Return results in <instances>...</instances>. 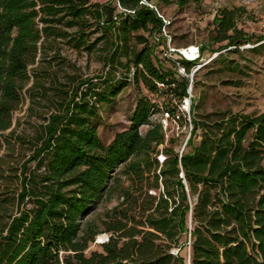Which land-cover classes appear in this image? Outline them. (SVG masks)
Returning <instances> with one entry per match:
<instances>
[{"label":"trees","instance_id":"16d2710c","mask_svg":"<svg viewBox=\"0 0 264 264\" xmlns=\"http://www.w3.org/2000/svg\"><path fill=\"white\" fill-rule=\"evenodd\" d=\"M141 1L116 0L132 11L103 22L99 1L0 0V150L2 136L11 143L2 132L12 127L22 90L34 101L42 93L35 91L44 89L40 62L46 61L47 41L67 38L72 47L91 50L103 39L101 58L108 66L59 84L52 74V109L27 159L35 168L27 170L24 163L15 188L0 185V264H264V111L195 120L200 138L180 157L183 176L173 140L163 146L160 164L155 152L164 138L160 125L149 121L155 81L174 82L183 93L188 79L152 60V35L162 21ZM241 12L239 6L221 8L212 41L237 46L248 40L236 26ZM97 29V42H87ZM131 38L139 48L129 44ZM181 62L190 68L191 62ZM120 67L121 77L115 74ZM130 81H140L147 93L135 99L128 125L104 142L100 106L111 104ZM120 164L144 191H125V205L105 213L108 239L87 254L99 230L92 224L82 230L83 220ZM183 232L189 234L187 254L178 245Z\"/></svg>","mask_w":264,"mask_h":264},{"label":"rangeland","instance_id":"374dc122","mask_svg":"<svg viewBox=\"0 0 264 264\" xmlns=\"http://www.w3.org/2000/svg\"><path fill=\"white\" fill-rule=\"evenodd\" d=\"M97 1L102 4L103 22L115 19L118 13L122 12L116 0H91V2ZM143 2L152 8L157 16L168 21L166 28L173 47L181 48L197 44L201 48L205 63L192 72L194 121L209 122L227 114L242 112L254 115L264 111V41L257 39L263 31L264 0H256L252 3H246L243 0H145ZM236 6L242 7V12L236 20V26L242 30L248 40H243L237 46H225V41L221 43L212 41L215 15L223 7L235 8ZM132 32L134 34L143 31ZM101 33L100 29L94 30L86 36L87 42H97ZM144 33L147 35V32ZM160 40L159 35V41L151 43L153 44L152 60L154 63H157L156 60L162 61L158 62L159 68L165 67L173 70L169 61L159 57L156 49ZM103 44L104 41L101 39L91 50L84 46L75 48L70 45L67 38L62 37L51 38L45 43L46 61L40 62V66L46 68L41 76L45 84L44 89L35 91V93L39 91L42 93L37 95L34 101L25 92V88L22 90V102L13 110L12 127L2 132L11 138V143H8L5 142L4 136L1 137L3 147L0 150V158H4L0 167L2 188L5 185L15 188V185L19 184L17 174H20L22 164L27 163V170L35 168V161L27 159L34 151L33 143L38 137L44 116L51 112L52 86L55 83L59 84V81H68L70 75H97L108 69L101 58ZM129 44L140 47L134 44L132 38ZM121 59L124 60V58ZM37 64L36 62L35 65H30V74ZM122 70L121 67L118 68L115 74L121 77ZM52 74L56 76L55 83L52 80ZM30 79L26 87L33 83L34 76L31 75ZM145 93H147L146 87L140 81L137 85L130 81L111 104L100 106L99 134L104 142L111 140L115 131L128 125V116L135 99ZM146 128L147 126H142L139 132L144 133ZM197 129L195 127V130ZM17 136H22L26 142H15ZM9 164L13 166V169L8 168ZM124 165L120 164L112 173L97 207L83 220L82 230L88 224H92V228L99 230L95 241L89 243L87 254L94 249L101 250L96 242L99 237L102 238L105 233L108 234L104 220L109 221L110 217L105 213H110L113 208L125 205L121 204L125 191L132 192V195L144 191V188L138 189L140 185L135 181L136 179L132 180V176L136 175L126 173ZM188 241L189 234L183 232L178 242L181 246V254L188 253Z\"/></svg>","mask_w":264,"mask_h":264},{"label":"built area","instance_id":"2783aa9c","mask_svg":"<svg viewBox=\"0 0 264 264\" xmlns=\"http://www.w3.org/2000/svg\"><path fill=\"white\" fill-rule=\"evenodd\" d=\"M145 0H142L143 2ZM246 3H252L256 0H243ZM119 8L122 11H132L122 8L117 2ZM161 25L159 31L154 33L153 43L159 41V35L161 42L157 46L159 57L167 60L172 64V74L175 77H184L188 79L187 85L184 88L183 93H178L175 90V83H166L165 80L155 81L157 92L152 95V100L155 103L151 113L149 115L150 122H156L160 125L163 135V143L157 145L155 152L156 160L161 164L166 157L163 152V146L168 145L170 140H173V151L178 157V168L180 176H183V168L180 165V157L184 151L187 150L188 145L191 142L197 141L199 136V130H195L194 121V105L193 97L194 92L192 90V72L197 69L202 63H205L204 55L201 48L197 44H191L188 47H173L170 44V37L167 32L168 21L161 18ZM262 36L264 37V22L262 23ZM264 41V38H263ZM161 43V44H160ZM156 51V52H157ZM214 54V53H212ZM191 62L190 68L187 70L181 60ZM142 126H150V123H146ZM139 127V131L141 127ZM141 133V132H140ZM150 192H153L150 190ZM108 239V234H104L103 237L97 239L98 243H102Z\"/></svg>","mask_w":264,"mask_h":264},{"label":"bare ground","instance_id":"6f19581e","mask_svg":"<svg viewBox=\"0 0 264 264\" xmlns=\"http://www.w3.org/2000/svg\"><path fill=\"white\" fill-rule=\"evenodd\" d=\"M100 238V237H99ZM101 239V238H100Z\"/></svg>","mask_w":264,"mask_h":264}]
</instances>
